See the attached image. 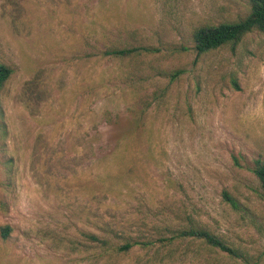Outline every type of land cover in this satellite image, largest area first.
<instances>
[{
    "label": "rangeland",
    "instance_id": "rangeland-1",
    "mask_svg": "<svg viewBox=\"0 0 264 264\" xmlns=\"http://www.w3.org/2000/svg\"><path fill=\"white\" fill-rule=\"evenodd\" d=\"M249 9L0 0V63L12 70L0 89V231L10 228L0 264H264V198L251 172L264 159V35L200 55L192 38ZM132 47L146 50L103 55ZM188 228L241 257L174 238ZM98 234L147 246L98 248Z\"/></svg>",
    "mask_w": 264,
    "mask_h": 264
},
{
    "label": "trees",
    "instance_id": "trees-1",
    "mask_svg": "<svg viewBox=\"0 0 264 264\" xmlns=\"http://www.w3.org/2000/svg\"><path fill=\"white\" fill-rule=\"evenodd\" d=\"M249 13L248 15L235 22H222L219 24H207L196 28L192 33L194 42V49L198 55L206 53L211 50L218 49L227 44L237 43L243 36L253 31H258L264 35V0H248ZM146 49L140 47L132 48H111L103 52L104 56L116 58H128L131 56L140 55L141 51ZM12 70L0 63V89L9 80ZM251 172L259 181L262 195L264 198V159H256L253 164ZM223 199L228 202L233 208H236V202L232 197L224 191L222 193ZM103 232V231H102ZM10 233L8 226L0 231V237L5 240ZM174 238L192 239L205 244L206 246L216 249L222 253L227 254L233 258H240L239 251L225 241L212 234L211 232L200 228H188L180 230L176 233ZM90 239L96 244L98 248L112 249L115 248L117 252H127L135 246H147V243H140L137 241L125 243L122 246L115 247L111 244L110 239L103 235H91ZM173 239V238H172ZM167 241H171V238Z\"/></svg>",
    "mask_w": 264,
    "mask_h": 264
}]
</instances>
